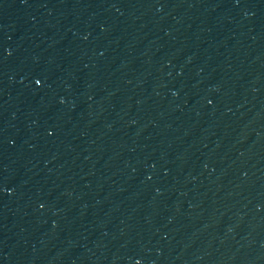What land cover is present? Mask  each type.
I'll return each instance as SVG.
<instances>
[{"label":"water","instance_id":"95a60500","mask_svg":"<svg viewBox=\"0 0 264 264\" xmlns=\"http://www.w3.org/2000/svg\"><path fill=\"white\" fill-rule=\"evenodd\" d=\"M0 264H264V0H0Z\"/></svg>","mask_w":264,"mask_h":264}]
</instances>
